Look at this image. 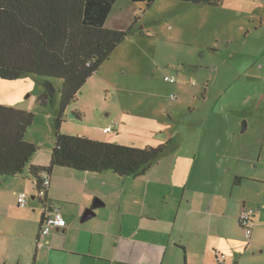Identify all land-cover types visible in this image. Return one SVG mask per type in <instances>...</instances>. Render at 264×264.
I'll return each instance as SVG.
<instances>
[{"label": "rangeland", "instance_id": "374dc122", "mask_svg": "<svg viewBox=\"0 0 264 264\" xmlns=\"http://www.w3.org/2000/svg\"><path fill=\"white\" fill-rule=\"evenodd\" d=\"M132 23V33L64 110L61 131L85 136L102 122L121 120V135H110L121 143L145 147L168 139L164 133L175 136L176 153L201 154L204 167L213 168L211 179L223 170L228 146L242 172L264 179V0H225L218 5L154 0L151 6L118 0L108 25L126 28ZM168 74L177 81H165ZM46 80L56 93L53 101L42 104ZM62 87L61 78L35 73L0 78V103L34 112L25 138L42 146L40 152L56 144L54 122ZM75 113L81 117H71ZM263 179L254 190H264ZM260 193L248 206L255 223L262 222L243 260L250 264H264Z\"/></svg>", "mask_w": 264, "mask_h": 264}, {"label": "crops", "instance_id": "0c3cea01", "mask_svg": "<svg viewBox=\"0 0 264 264\" xmlns=\"http://www.w3.org/2000/svg\"><path fill=\"white\" fill-rule=\"evenodd\" d=\"M115 121L119 137L122 121L111 119L84 134L119 142L110 138L114 131L104 132ZM227 147L215 179L201 154L174 151L137 177L56 166L45 195L29 167L49 165L53 149L39 148L23 174L0 177V264H219L218 252L226 254L224 264H250L243 260L262 222L253 216L254 234L246 239L238 218L244 204L257 202L258 192L264 196L262 188L254 190L263 177L242 172ZM22 192L28 193L25 205L18 202ZM96 199L102 203L95 216L82 221ZM51 208L62 211L66 227L40 237Z\"/></svg>", "mask_w": 264, "mask_h": 264}, {"label": "trees", "instance_id": "16d2710c", "mask_svg": "<svg viewBox=\"0 0 264 264\" xmlns=\"http://www.w3.org/2000/svg\"><path fill=\"white\" fill-rule=\"evenodd\" d=\"M131 1L145 2L148 6L154 2ZM183 1L218 5L225 0ZM116 2L117 0H0V78L13 80L35 73L63 80L61 110L54 122L56 144L51 152L50 164H32L29 167L39 191L43 187V173L50 174L56 166L137 177L145 174L153 164L176 151L179 146L175 136H170L158 145L141 147L61 131L66 107L78 99L88 78L101 68L117 46L134 30L133 23L126 28L107 25L108 16ZM55 93L56 87L50 80H46V88L42 90L39 101L47 104L53 101ZM75 114L81 117L80 114ZM35 118L33 111L0 103L2 176L23 174L39 149L25 138ZM237 179L238 182L241 181L240 177ZM241 228L244 230L242 226ZM244 235L246 236L245 230ZM250 237L246 236V239Z\"/></svg>", "mask_w": 264, "mask_h": 264}, {"label": "built area", "instance_id": "2783aa9c", "mask_svg": "<svg viewBox=\"0 0 264 264\" xmlns=\"http://www.w3.org/2000/svg\"><path fill=\"white\" fill-rule=\"evenodd\" d=\"M164 80L173 83L177 81L175 76L169 74L164 77ZM172 97L174 98L173 95ZM118 126H119L118 121H115L106 128H104V132H113L115 131L116 128H118ZM43 176H44V182H42L43 187L39 191L41 195L46 194L48 186L51 182V177L48 172H44ZM27 197H28L27 192L20 193L18 196L19 204L25 205L27 203ZM253 216H254V210H252L251 208L247 207V205L244 204L240 213L239 222L241 226L244 228L247 237H250L251 233H253V227H254ZM65 227H66V221L62 215V211L59 208H53V209L51 208L50 210L45 212L42 228H40V237L48 236L54 229L65 228ZM41 244L42 241L39 239L38 245L40 246ZM217 258L220 262L219 264H224L226 254L223 252H218Z\"/></svg>", "mask_w": 264, "mask_h": 264}, {"label": "water", "instance_id": "95a60500", "mask_svg": "<svg viewBox=\"0 0 264 264\" xmlns=\"http://www.w3.org/2000/svg\"><path fill=\"white\" fill-rule=\"evenodd\" d=\"M71 117L75 118L76 115H71ZM163 136H164V138H168V134L167 133H164ZM101 203L102 202L99 199H96L94 204L91 207H88L86 209L85 213H83V215L81 217V220L85 221V220L89 219L90 217L95 216V214H96L95 209L97 207H99L101 205ZM58 229H61V228H58Z\"/></svg>", "mask_w": 264, "mask_h": 264}]
</instances>
